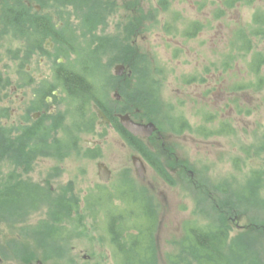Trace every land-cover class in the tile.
<instances>
[{
    "label": "rangeland",
    "instance_id": "374dc122",
    "mask_svg": "<svg viewBox=\"0 0 264 264\" xmlns=\"http://www.w3.org/2000/svg\"><path fill=\"white\" fill-rule=\"evenodd\" d=\"M95 1L97 4H91L95 6L94 14L91 15L92 12L89 13L91 10L88 11L92 9L91 7H83L81 10L64 0H44L43 3L24 0V4L18 6L22 13L17 16H26L27 20L21 18L22 22L8 21L7 24H0V86L6 87L0 90V133L6 135L16 133L15 128L21 125L22 118L12 113L15 105L8 99L12 86L16 84L23 86L29 81L31 88L25 89L32 99L33 94L56 87V70L69 66L74 69L86 68L94 79L97 78L98 84H110V76H114L115 69L122 60L123 50L127 46L131 51V68L142 73V75L134 73L132 77L136 78V81L131 82L128 90L131 102L136 108L141 107L137 103L141 101L139 96L148 93L151 95L152 110V114L146 111L149 113L148 116L157 118L168 130L172 127L171 115L176 116L180 114L179 112L189 116L193 122L191 131L183 133L178 144L180 159L187 163L195 176L192 178L190 174L173 173L176 187L173 188L171 210L163 196L153 191L152 187L138 177L133 168L134 149L128 146L124 149L128 150L130 158L128 178L130 187L119 189L94 186L95 182L99 184L101 182L94 161L78 153L68 152L86 149L84 138H79L81 135L75 136L69 128L70 125L66 126L69 121L65 120L62 124L61 120L54 130L50 129V136L46 142L49 160L53 159L48 163L49 171L52 172L56 168L57 171L53 173H58L56 178L50 180L54 186L50 196L91 197L98 202L97 214L94 222L86 215L85 221L71 239L69 245L71 249L68 247L64 249L53 241L54 236H50L46 253L36 254L48 257L45 264H121L122 260L129 263L135 255L133 254L132 258L128 251L123 256L119 249L113 246L103 229L106 227L107 210L104 203L107 202V198H113L117 206L129 208L131 224H134V221L136 223V220L142 222L138 202H147V206H151L159 213L157 231L154 234L157 252L154 264H199L183 248L189 230L197 228L210 232L223 226L229 227V249L245 245L247 257L251 258V262L256 259L257 264H264V65L261 67V62H264V36L253 43L251 53L241 55L239 68L242 89L239 90L238 96L241 106L239 114L234 111L236 121L225 126L211 120L210 129L206 132L208 137L192 139L187 132L190 134L192 129L196 128L195 121L190 115H196L197 110L188 101L185 104L177 102L180 93L177 91L175 79L176 75L179 80L183 79L184 77L181 78L180 75L185 71H179L191 67L184 55L173 59V41H177V45L185 43L189 44L187 47L190 45L197 47V44H193L194 41H190L186 36L184 38L187 21L191 16L190 0ZM4 9L5 1L0 0V20ZM37 15L47 21V26L52 25L53 31L40 45L35 46L32 18ZM140 15H145V27L133 38L135 24ZM227 16V23L222 30L225 37L223 53L229 55L225 58L226 63L232 61L230 55L233 56L232 47L235 43L236 30L241 28L242 31L250 32L247 26L237 23L235 13H228ZM174 35H178L177 39ZM134 40L136 45L132 47ZM51 44L56 49L54 52L49 50ZM137 47L140 48L141 54L139 58H134ZM256 57H260L261 61L256 60ZM220 59L222 61L224 58ZM226 89L231 92L230 88ZM114 94L115 92L110 93L111 98ZM215 100L210 98V109L207 114L227 117L228 109H225L227 111L225 114H220L221 110L213 106ZM59 101L64 102V99ZM172 107L173 114L170 112ZM68 108H70L68 105L64 108L61 106L55 118L60 120V114ZM58 119H55V122ZM48 121L49 126L55 123L53 118ZM12 141L15 140L2 143L7 144V148H14L9 146ZM38 141L33 140V147L41 144V142L38 144ZM104 149L111 166H115L112 160L117 157L123 156L124 161L126 160V151L114 140L106 143ZM53 173H50V176H53ZM93 179L95 181L92 182ZM115 179V183H118L119 172L115 174ZM151 179L157 181L156 185L159 188H163V180L160 177L152 175ZM189 180L197 181L199 188L189 183ZM71 182H74L75 186H70ZM142 190L148 192L147 195L143 194ZM169 191L167 189V195ZM116 198H122L129 204ZM6 207L13 208L14 205L9 204ZM151 211L153 212L152 209ZM229 215L241 216L239 224L250 226L248 230L241 232L235 225L231 226L226 219ZM94 223L97 226H94ZM256 226L262 228L257 230ZM131 233H136V230ZM12 237L10 230L6 228L0 235V241L3 243L0 264H20L14 259ZM128 247L130 248V245ZM36 254L33 256H37ZM143 254H146L145 250H142ZM86 255H93L95 261L86 262L88 260L85 258ZM140 256L137 252L136 259L139 260ZM235 263L241 264V261L233 264Z\"/></svg>",
    "mask_w": 264,
    "mask_h": 264
},
{
    "label": "flooded vegetation",
    "instance_id": "af4514ba",
    "mask_svg": "<svg viewBox=\"0 0 264 264\" xmlns=\"http://www.w3.org/2000/svg\"><path fill=\"white\" fill-rule=\"evenodd\" d=\"M190 2L191 11L189 13L191 16L187 21L184 38L186 36L190 41H194L193 44H197V47L192 45L187 47L189 44L185 43L177 45V41H173V59L184 55L191 67L188 70L179 71H185L180 75L181 78L184 77L183 79L179 80L176 75L175 79L178 83H176V88L180 93L177 102L185 104L188 101L189 104L196 107V115H190L191 119L195 121L196 128L192 129V133L187 132V134L192 139H199V137H208L206 132L210 129L211 120L225 126L236 121L234 111L236 110V114H239L241 106L238 99L239 90L242 89L241 69L239 68L241 55L251 53L253 43L264 36V0H211V2L209 0H190ZM140 12L143 14L142 11ZM213 12H215L214 16ZM228 13H235L238 19L237 23L247 26L250 32L242 31L241 28L236 30L235 43L232 47L234 48L233 56L230 55L232 61L226 63L225 58L229 55L226 56L223 53L225 37L222 30L227 23ZM136 22L133 38L144 29L145 15H140ZM238 24L237 26H239ZM177 29L176 26L175 31ZM174 36L177 39L178 35ZM132 45V47L136 45V40ZM49 50L53 52L56 50L53 44ZM140 54V48L137 47L134 58H139ZM122 55L119 66L124 69L120 75L115 69L114 76H110V84H98L97 78L94 79L86 68L74 69L69 66L56 70L57 86L53 87L54 89L48 88L39 91L38 94H33V100L25 89L31 88V84H28L29 81L27 84H23L24 87L20 84L12 86L11 94L8 97L10 102L15 105L12 113L22 120L21 125L15 128L16 133L10 135L0 133V235L5 228L10 230L12 239H14V259L20 264H37L38 262L45 264L48 257L38 256L39 254L37 255L36 252L46 253L50 236H54L53 241L59 243L64 249L67 247L71 249L69 246L71 239L75 231L80 229L86 215H89L92 220L96 219L98 202L93 198L67 195L50 196V192L54 190L50 180L56 178L58 173H53L57 171L56 168L52 172L49 171L48 163L53 159L49 160L50 155L46 142L50 136V129L54 130L59 125V121L62 120V124L65 120L69 121L66 126L70 125L69 128L75 136L81 135L79 138H84L86 149L69 150L68 152L78 153L94 161L97 176L102 182L100 184L95 182L94 186L119 189L130 187L128 182L130 158L128 150H125L128 146L134 149L132 157H139L145 167L143 176L138 174V177L152 187L153 191L163 196L171 210L173 209V188L176 187V182H173V173L190 174L192 178L195 176L186 165L187 163L185 164L180 159L181 152L178 144L179 137L186 131H191L193 122L188 118L189 116L179 112L180 114L176 116L171 115L173 118L172 121L170 120L172 129L168 130L157 118L148 116V112L152 114L151 95L148 93H142L143 95L139 96L141 101L137 103L141 107L136 108V105L131 102L128 90L131 82L136 81V78L132 77L134 73L140 75L142 73L131 68L129 47L126 46ZM220 57L224 59L221 61ZM256 58V60H260V57ZM263 65L264 62H261V67ZM79 80L83 86L78 90L74 89L73 86ZM226 87L230 88L231 92H228ZM2 88L6 89L5 86H0V90ZM111 92H115L113 98H111ZM210 98L211 100L216 99L213 106L221 110L220 114H225L227 112L225 109H228L227 117L207 114L210 109ZM58 99H64V102ZM66 105L71 109L64 110L60 114V120L55 118V115L59 114L61 106L64 108ZM170 112L173 114V107ZM126 116L137 124H153L155 131L145 138L134 136L122 123L123 117ZM50 118H53L54 122L55 119L58 121L49 126L48 119ZM34 139L39 140L38 144L40 142L41 144L33 147ZM10 140L19 141L18 143L12 141L9 146L14 148H7V144L2 142ZM111 140H114L117 145H121L126 151L125 161L123 156L112 160L115 166H111L107 161L104 149L106 143ZM101 168L108 172L105 174L108 176L107 181L102 178ZM134 170L136 172L135 168ZM117 172H119L120 179L118 183H115ZM50 173H53V176H50ZM152 175L163 180L162 189L156 185L157 181L151 179ZM74 182H71L70 186H75ZM188 182L199 188L197 181L189 180ZM167 189L170 190L169 196L166 193ZM142 192L145 195L148 193L143 190ZM116 200L125 201L122 198H116ZM125 202L127 205L129 204L127 201ZM8 203L14 205L10 211L2 208V205ZM138 203L142 212L140 215L142 220L148 217L149 221H152L148 229H156V232L159 213L151 206H147V202ZM104 204L107 210L106 227L103 229L111 239L113 246L118 250V241L114 237H123L122 245L126 244L131 233L130 227L139 226L140 220L131 224L129 208L117 206L113 198H107V202ZM226 219L231 226L235 225L241 232L250 227L239 224L241 220L239 215H229ZM93 225L97 226L96 223ZM256 227L257 230L262 228ZM2 246L3 243L0 241V253H2ZM33 254L37 256L34 257ZM122 255L124 256V252ZM86 257L88 258L86 262L93 263L95 261L93 255H86ZM121 264L129 263L122 260Z\"/></svg>",
    "mask_w": 264,
    "mask_h": 264
},
{
    "label": "trees",
    "instance_id": "16d2710c",
    "mask_svg": "<svg viewBox=\"0 0 264 264\" xmlns=\"http://www.w3.org/2000/svg\"><path fill=\"white\" fill-rule=\"evenodd\" d=\"M4 1L5 9L1 16L0 24H7L8 21L11 23L12 21L22 22L21 18L27 20L26 16H17L21 12L18 6L24 4V0H11V2H9L8 0ZM27 1L32 3H43L44 0ZM64 2L74 4L75 7L79 9L83 7H91L92 9L88 10H91L89 12H92L91 15L94 14L95 9V6L93 7L91 4H97L95 0H64ZM91 15L88 16L89 20L91 18ZM37 16H34L32 18V28L34 31L33 37H35L33 44L35 46L40 45L41 42H43L49 36V33L53 31L52 25L47 26V21L42 17ZM82 84L83 83L79 80L74 85L75 87L73 86V88L78 90L83 86ZM149 220L150 219L148 217H145L144 220H142V222L140 223V225L138 224L139 226H137L136 228L133 226L130 227L131 232H135V230L137 231L134 234L131 233L128 239V243L130 244V254L131 256L133 254L135 255L134 259H132L131 261L129 260V264H154V262H156L157 260V252L155 250L154 241V234L156 229H148L149 224H152V221ZM223 227H218L217 229L211 230L210 232L203 231L197 228L190 229L188 232V237L183 244V248L186 249V253L190 255L199 264H233L238 260L241 261V264L248 263V261L251 262V258L249 259L247 257V247L245 245H242L240 247H232L231 249L228 248L229 227ZM142 244H144L143 247ZM142 250H145L146 254L142 255ZM137 252H139L141 255L139 260L136 259ZM238 253H240V255ZM224 258H226L227 260H225ZM228 258L230 261H228ZM255 263L257 264L256 259L251 262V264Z\"/></svg>",
    "mask_w": 264,
    "mask_h": 264
},
{
    "label": "water",
    "instance_id": "95a60500",
    "mask_svg": "<svg viewBox=\"0 0 264 264\" xmlns=\"http://www.w3.org/2000/svg\"><path fill=\"white\" fill-rule=\"evenodd\" d=\"M123 69L124 68L122 66H117L116 67L117 74L120 75ZM122 123L128 127L129 131L134 136H140V137L145 138V137H149L155 131V126L153 124H148V125L137 124L127 116L123 117ZM132 161H133L134 167L136 171L138 172L139 176H143V174L145 173V167L143 165V162L137 156H133ZM100 173L103 176L102 178L105 181H107L108 176H105V174L108 172L101 168ZM37 264H42V263L38 262Z\"/></svg>",
    "mask_w": 264,
    "mask_h": 264
},
{
    "label": "bare ground",
    "instance_id": "6f19581e",
    "mask_svg": "<svg viewBox=\"0 0 264 264\" xmlns=\"http://www.w3.org/2000/svg\"><path fill=\"white\" fill-rule=\"evenodd\" d=\"M9 204L10 203H8L6 205H2V208L5 209V210H8V211L12 210L13 208L6 207ZM114 239L118 241V244L120 245L118 248H119V251L121 253L124 252V254H125V252L130 251V248L128 247L130 244L128 242L126 244L122 245L123 244V237L115 236ZM224 259L227 260L226 258H224ZM228 261H230L229 258H228ZM248 262L250 263V261H248Z\"/></svg>",
    "mask_w": 264,
    "mask_h": 264
}]
</instances>
